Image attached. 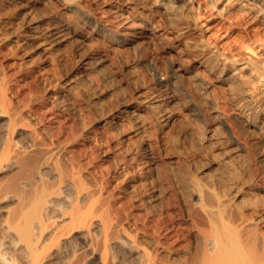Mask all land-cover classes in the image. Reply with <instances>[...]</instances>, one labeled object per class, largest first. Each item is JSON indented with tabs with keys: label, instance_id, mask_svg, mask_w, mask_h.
Returning a JSON list of instances; mask_svg holds the SVG:
<instances>
[{
	"label": "rangeland",
	"instance_id": "1",
	"mask_svg": "<svg viewBox=\"0 0 264 264\" xmlns=\"http://www.w3.org/2000/svg\"><path fill=\"white\" fill-rule=\"evenodd\" d=\"M61 1H0V74L27 117L19 138L41 152L59 148L62 165L103 188L113 215H144L129 195L155 184L175 197L193 175L221 197L236 192L232 212L264 209L262 81L250 67L240 71L262 92L258 101L224 63L259 60L249 32L264 12L256 19L245 9L260 11L264 0H68L77 8ZM36 25L54 37L26 39ZM145 148L152 157L142 164ZM128 158V179L118 181L113 169ZM19 169L0 168V184L14 187L28 173ZM167 215L162 242L183 243L189 221ZM133 221L149 244L158 242L154 220Z\"/></svg>",
	"mask_w": 264,
	"mask_h": 264
},
{
	"label": "bare ground",
	"instance_id": "2",
	"mask_svg": "<svg viewBox=\"0 0 264 264\" xmlns=\"http://www.w3.org/2000/svg\"><path fill=\"white\" fill-rule=\"evenodd\" d=\"M61 2L66 8H77L68 0ZM256 9L251 4L245 10L256 18L264 7ZM86 18L91 21L89 15ZM92 25L96 31L107 30L104 25ZM68 28L64 25L59 32ZM53 34L36 25L23 36L44 41ZM249 35L248 48L260 50L256 52L259 60L246 61L239 68L225 56L224 63L229 77L258 100L264 91L256 94L257 87L240 71L250 67L262 81L260 91L264 90V23ZM166 80L158 77L159 83ZM9 89L5 75L0 74V168H21V172L28 168V173L12 188L0 184V264H264L263 208L247 206L232 212L239 199L236 192L233 197H221L193 175L179 182L175 197H167L164 188L155 184L129 195L127 202L145 210L144 215L126 209L113 215L102 197L103 188H93L80 171L70 172L62 165L59 148L41 152L35 149V140L19 138L23 134L19 125L27 117L11 104ZM141 155L142 164L152 157L146 148ZM118 163L113 169L115 178L128 179L131 161ZM177 209L189 221L184 228L185 241L166 244L160 236L167 226V211L176 216ZM131 219L144 224L154 220L158 242L149 244L131 227Z\"/></svg>",
	"mask_w": 264,
	"mask_h": 264
}]
</instances>
